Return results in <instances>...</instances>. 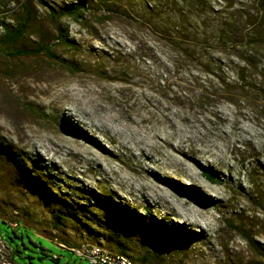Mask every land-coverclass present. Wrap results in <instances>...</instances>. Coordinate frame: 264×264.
<instances>
[{
    "label": "rangeland",
    "instance_id": "374dc122",
    "mask_svg": "<svg viewBox=\"0 0 264 264\" xmlns=\"http://www.w3.org/2000/svg\"><path fill=\"white\" fill-rule=\"evenodd\" d=\"M24 1L35 19L15 48L53 44L61 29L72 43L53 52L78 69L1 53L0 206L8 219L27 211L39 222L18 264H90L58 243L118 252L105 228L135 237L134 254L152 264H264V99L232 105L201 88L213 79L203 68H174L165 26L188 0H91L81 22L49 14L81 0H0V23L13 25ZM112 3L133 18L109 12ZM233 63L221 59L232 83L242 66ZM57 214L66 232L49 230ZM7 256L0 238V264Z\"/></svg>",
    "mask_w": 264,
    "mask_h": 264
},
{
    "label": "trees",
    "instance_id": "16d2710c",
    "mask_svg": "<svg viewBox=\"0 0 264 264\" xmlns=\"http://www.w3.org/2000/svg\"><path fill=\"white\" fill-rule=\"evenodd\" d=\"M224 1L225 6H220L217 9L205 0H188L183 4V7L176 6L181 8L179 15L175 17L177 23H166L165 26L170 36L169 43L173 51L174 68L180 69L185 65L203 68V72L214 80L211 79L207 82L208 87L203 86L201 88L216 87L218 91L228 93L227 99L232 105H237L240 99L255 100L259 95H262L261 98L264 99V0ZM93 3L94 1L91 0H81L78 4L68 6L59 13L49 10V14L56 21L69 18L72 21L81 22L84 19V14L89 11L88 7ZM103 3L105 2L103 1L101 4ZM39 4L44 5L43 2H39ZM160 8L158 6L151 7L149 12L150 14L159 13ZM20 9L22 12L15 15L12 20L13 25L7 22L6 19L0 23L3 32V38L0 40V57L2 52H7L9 59L45 55L66 71L77 73V67L63 61L53 52L54 47L59 43L67 45L72 43L69 41L68 35L61 29L57 30L56 42L53 44L45 42L33 52L15 48L16 44L25 37L35 19V15L27 1L20 3ZM200 9H203L202 13H198ZM207 9L209 11L206 12ZM108 11L133 18L123 6L117 3H112L110 8L108 7ZM192 13L196 14L197 23L191 22L193 19ZM213 50L218 51L220 55H225L226 58H221L222 60L227 59L231 64H234L233 61L242 63V66L237 65L234 67L235 82H229V79L223 76L221 59H213ZM190 79L193 83L198 81V77L192 74ZM204 94L207 93L204 92ZM217 94V92L211 93L212 96ZM204 175L213 184L221 183L220 179L211 173L204 172ZM146 212L150 213L151 211ZM8 216L9 214L5 213L0 206V238L8 251L6 261L9 264H18L17 257L24 261L28 260L23 257V248H27L24 238L27 236L31 240L28 234L30 231L37 234L35 228L39 225V222L36 221L33 214L27 211L21 214L15 213L9 219ZM66 221L64 215L57 214L54 219L48 222L49 230L52 233L55 231L66 232ZM105 229L108 233L107 236H109L107 247L112 249L115 246L114 244L117 243L118 252L110 251L99 245L82 246H97L111 253L125 255L130 260H135V264H152L154 259L150 258L148 252L142 251L134 254L135 237L113 228ZM1 230H4L8 235V240L3 237ZM9 230L12 231L13 235ZM16 240L22 241V248ZM12 242H15V244L12 245ZM32 243L35 246H40L43 254L49 255V251L41 244ZM60 243L74 246L65 242Z\"/></svg>",
    "mask_w": 264,
    "mask_h": 264
},
{
    "label": "built area",
    "instance_id": "2783aa9c",
    "mask_svg": "<svg viewBox=\"0 0 264 264\" xmlns=\"http://www.w3.org/2000/svg\"><path fill=\"white\" fill-rule=\"evenodd\" d=\"M58 245L71 250L80 258L89 261L90 264H135L125 255L111 253L97 246H67L63 243ZM53 258L58 259V256L54 255Z\"/></svg>",
    "mask_w": 264,
    "mask_h": 264
},
{
    "label": "bare ground",
    "instance_id": "6f19581e",
    "mask_svg": "<svg viewBox=\"0 0 264 264\" xmlns=\"http://www.w3.org/2000/svg\"><path fill=\"white\" fill-rule=\"evenodd\" d=\"M189 162V161H188ZM189 167V166H188ZM186 170H190L189 168H186Z\"/></svg>",
    "mask_w": 264,
    "mask_h": 264
}]
</instances>
